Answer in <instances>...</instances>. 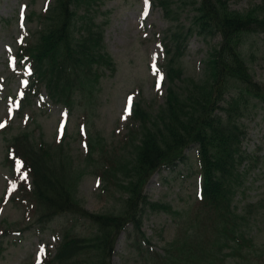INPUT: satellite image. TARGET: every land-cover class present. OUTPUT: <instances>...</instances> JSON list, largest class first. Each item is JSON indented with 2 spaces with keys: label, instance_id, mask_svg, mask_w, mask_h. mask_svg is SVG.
I'll use <instances>...</instances> for the list:
<instances>
[{
  "label": "trees",
  "instance_id": "1",
  "mask_svg": "<svg viewBox=\"0 0 264 264\" xmlns=\"http://www.w3.org/2000/svg\"><path fill=\"white\" fill-rule=\"evenodd\" d=\"M148 1L160 7L168 23L161 40L163 60L154 71L166 86L163 102L155 107L134 99L125 130L112 132L110 140L88 131L81 160L70 152L65 135L50 145L30 141L23 133L7 144L5 162L21 168L19 197L14 199L32 204L36 222L43 224L66 212L89 220L95 228L84 236L80 229L72 231L73 224L63 225L54 254L44 247L40 264H111L115 238L127 223L143 235L147 204L177 213L169 205L149 203L143 187L154 170L184 160V149L192 144L197 146L202 200L196 212L180 211L179 220L174 215L178 238L170 243L176 249H165L162 256L176 264L183 254L184 264H255L251 257H257V249L246 234L252 207L238 209L233 201L249 170V155L242 148L245 120L258 102L264 103V84L254 79L243 52L245 35L264 32V0L244 11L232 9L228 0ZM98 4L99 0H55L40 14L32 37L18 43L15 51L19 61L32 62V89L44 87L69 112L82 105L75 100L85 94L84 83H96L104 70H115L105 50ZM193 35L219 41L210 46L199 75L186 76L181 60ZM23 99L28 100L27 95ZM89 166L102 189L121 193V213H94L79 201L78 181ZM0 224L5 225L0 239L14 230V224Z\"/></svg>",
  "mask_w": 264,
  "mask_h": 264
},
{
  "label": "rangeland",
  "instance_id": "2",
  "mask_svg": "<svg viewBox=\"0 0 264 264\" xmlns=\"http://www.w3.org/2000/svg\"><path fill=\"white\" fill-rule=\"evenodd\" d=\"M99 1L98 19L104 25V46L114 60L115 70L112 74L104 70V75L96 83H84L82 88L85 89V94H79L75 100V104L78 102L82 105L78 106V109L73 106L74 110L66 123L65 136L66 140L70 141V152L78 160L83 158L81 153L84 147L76 127L75 117L79 111H89L86 125L90 133L110 140L114 136V129L116 132L121 131L128 120L131 107L129 98L143 99L156 107L163 102L165 95V87L161 83L157 87V82L152 76L154 68L158 67L163 59L159 39L164 38L163 31L168 27L161 9L148 1L146 4V0ZM255 2L258 0H229V5L232 9L244 11ZM52 3L53 0H0V123L3 124V119L12 116L10 128L6 130L8 132H0V222H16V228L24 229L19 235L12 234L3 239L0 264H37L39 251L44 245L55 249L63 225L71 227L73 224L72 231L80 229L84 236L95 231L93 225L84 218H74L63 213L55 215L52 221L45 222V225L33 224L32 217L29 219L24 208L1 200L2 195L14 186L10 170L3 162L6 139L18 133L25 124H39L40 128L35 135L42 133L46 140L52 141L54 133L61 132V124L63 127L65 125L62 117L59 120L62 113L59 106L52 104L36 110L38 105H41L37 100L25 110L27 114H11V111H6L9 97L18 92L23 84L21 74L15 71L19 70L16 61L12 59L16 40L29 39L28 36L32 35L39 25L38 20L40 23V13ZM187 15L188 11L184 10V20ZM217 41L219 37L205 40L193 35L190 38L181 60L186 76L199 75L210 46ZM243 52L247 56L254 79L264 84V33L245 35ZM126 108L129 109L127 112ZM245 123L248 136L244 148L250 154L248 163L251 166L244 174V184L236 194L235 204L240 208L248 205L252 207L247 233L257 246V252H260L264 248L263 103L257 104ZM186 156L187 158L178 162L174 169L155 172L145 189L149 202L169 205L177 213L147 204L142 219V230L149 239V249L136 239L135 233H132L127 241V231H122L115 245L116 253L111 258L112 264H176L174 259H165L161 254L165 249H176V246H171L170 243L172 238H178V223L173 222V216L179 220L187 211L192 212L191 206L196 198L201 176L195 151L188 150ZM76 164L78 165V162ZM93 168L89 166L83 169L77 185L79 201L91 212L121 213L124 206V203L120 202L121 193L113 194L102 189L100 180L92 173ZM151 249L156 252H151ZM185 258L186 255H179L177 261L184 264ZM260 259L255 264H264V252Z\"/></svg>",
  "mask_w": 264,
  "mask_h": 264
},
{
  "label": "snow or ice",
  "instance_id": "3",
  "mask_svg": "<svg viewBox=\"0 0 264 264\" xmlns=\"http://www.w3.org/2000/svg\"><path fill=\"white\" fill-rule=\"evenodd\" d=\"M146 4H147V0H146ZM147 14V12H145V15ZM153 67H155V65H153ZM157 87H159V81L157 82ZM130 105H131V98H129V107H130ZM129 109L128 108H126V112L128 111ZM4 125L2 124V123H0V127H3ZM63 130V124H61V131ZM18 164H19V162H18ZM18 170H19V168H18ZM23 178V177H22Z\"/></svg>",
  "mask_w": 264,
  "mask_h": 264
}]
</instances>
